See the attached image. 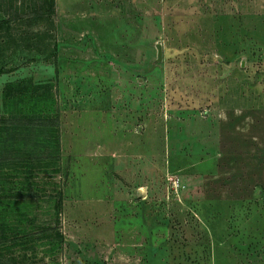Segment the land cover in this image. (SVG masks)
<instances>
[{"label":"rangeland","instance_id":"obj_1","mask_svg":"<svg viewBox=\"0 0 264 264\" xmlns=\"http://www.w3.org/2000/svg\"><path fill=\"white\" fill-rule=\"evenodd\" d=\"M0 264H264V0H0Z\"/></svg>","mask_w":264,"mask_h":264},{"label":"water","instance_id":"obj_2","mask_svg":"<svg viewBox=\"0 0 264 264\" xmlns=\"http://www.w3.org/2000/svg\"><path fill=\"white\" fill-rule=\"evenodd\" d=\"M156 57L154 61H161L163 59V46L161 42H156ZM243 64V62H242Z\"/></svg>","mask_w":264,"mask_h":264}]
</instances>
